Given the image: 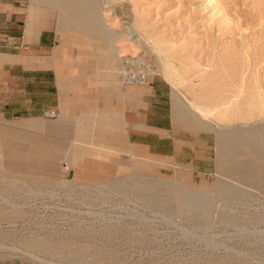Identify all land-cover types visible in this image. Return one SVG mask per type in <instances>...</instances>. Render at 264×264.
Listing matches in <instances>:
<instances>
[{"label":"rangeland","instance_id":"374dc122","mask_svg":"<svg viewBox=\"0 0 264 264\" xmlns=\"http://www.w3.org/2000/svg\"><path fill=\"white\" fill-rule=\"evenodd\" d=\"M0 1L13 4L27 26L52 28L68 41L110 46L103 33L76 28L65 19L59 0ZM96 2L100 13L111 12L119 23H142L135 27L137 47L126 55L150 58L157 76L169 83L171 100L177 91L212 109V117L225 126L213 121L212 128L184 101L172 105L177 130L211 138L214 167L195 175L130 152L122 116L116 113L112 128L75 127L61 111L56 117L0 120V172L27 178V187L45 186L46 200L55 203L27 208V224L16 227L15 239L7 240L6 233L0 239V264H264V156L254 129L264 130V0ZM228 53L236 56L234 61L217 62ZM110 57L117 72L120 57ZM117 79L127 90L139 87L122 86ZM71 98L65 100L71 103ZM221 130L244 135L223 139ZM67 171L68 178L88 189L54 194L52 187ZM61 218L94 220L107 233L159 235L171 245L169 254H38L43 238L66 231V225L55 222Z\"/></svg>","mask_w":264,"mask_h":264},{"label":"crops","instance_id":"0c3cea01","mask_svg":"<svg viewBox=\"0 0 264 264\" xmlns=\"http://www.w3.org/2000/svg\"><path fill=\"white\" fill-rule=\"evenodd\" d=\"M21 39L27 48L15 50L6 44ZM90 43L68 41L52 28L27 26L13 4L0 1V120L38 118L50 108L65 113L75 127L112 128L116 113L122 116L130 152L186 167L195 175L210 172L211 138L176 129L169 83L156 75L146 85L120 87L110 46Z\"/></svg>","mask_w":264,"mask_h":264},{"label":"built area","instance_id":"2783aa9c","mask_svg":"<svg viewBox=\"0 0 264 264\" xmlns=\"http://www.w3.org/2000/svg\"><path fill=\"white\" fill-rule=\"evenodd\" d=\"M12 49L27 48L24 41L6 40ZM117 74L123 86H143L157 75L155 64L143 54L123 55L119 58ZM46 117H56L58 111L46 109ZM65 164H67L65 162ZM53 193L66 196L88 189L86 186L74 182L65 176L60 184H55ZM47 189L27 187V178L16 177L13 173L0 172V239L6 233L7 240H14L16 227L27 224V208L39 209L55 207V203L46 200ZM27 194L30 199L27 200ZM34 194V195H33ZM39 196V197H38ZM16 210H18L16 212ZM87 218L57 219V224L66 225V231L49 234L43 238L40 252L43 256H94V255H120V256H150L169 254L167 241L150 233H110L102 232L97 224ZM119 222V221H118ZM98 224H103L97 222ZM78 227H72V226ZM58 226V225H57ZM65 227L61 228L64 230Z\"/></svg>","mask_w":264,"mask_h":264},{"label":"bare ground","instance_id":"6f19581e","mask_svg":"<svg viewBox=\"0 0 264 264\" xmlns=\"http://www.w3.org/2000/svg\"><path fill=\"white\" fill-rule=\"evenodd\" d=\"M210 1L211 0H208V2ZM59 2L60 5H62L64 8V18L72 21L74 27L92 30L95 33H103L101 36L106 38V41L110 42V56L117 55L120 57L126 55V53L133 52L132 49L137 47L139 36L135 29L137 27H141L142 23L138 22L136 19H130L128 22L119 23L120 21H118L111 12L104 11L103 13H100L97 7L96 0H59ZM28 26H31V23H29ZM117 26H120L119 30L115 29V27ZM235 57L236 56L233 53H228L225 56H219L217 58V62L225 65L234 61ZM179 101H184V104L188 108V110H190L196 116L198 115L200 118L207 120V123L210 126L214 121L217 125L225 127L224 125L219 123V121L212 117V109H205L194 100L183 96L176 91L172 95V105L175 108L179 107ZM261 105L264 106V99ZM224 113L222 112L221 114L224 115ZM211 127L214 128L215 126ZM254 129H257L256 136L257 138H259V140L257 141L262 149L261 155L264 156V130H262L263 127L259 128L255 126ZM218 134L220 138L225 139L227 136L234 137L235 134H239V136L244 135V132L237 131L236 133L234 131L221 130L218 131ZM219 189H221V191H224V188L222 186Z\"/></svg>","mask_w":264,"mask_h":264}]
</instances>
